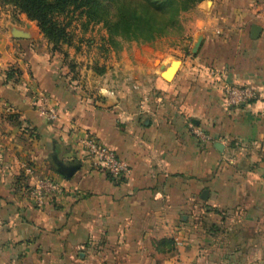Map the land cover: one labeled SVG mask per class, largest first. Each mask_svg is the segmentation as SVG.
<instances>
[{"label": "crops", "instance_id": "obj_1", "mask_svg": "<svg viewBox=\"0 0 264 264\" xmlns=\"http://www.w3.org/2000/svg\"><path fill=\"white\" fill-rule=\"evenodd\" d=\"M192 11L175 76L176 64L167 80H126L131 96L143 87L142 112L120 92L112 108L90 103L56 79L34 22L0 23V264H264V0H204ZM9 67L21 79L6 78ZM222 80L257 98L228 108ZM87 135L129 176L95 167ZM54 155L81 162L74 177ZM45 180L57 188L39 206L34 187Z\"/></svg>", "mask_w": 264, "mask_h": 264}, {"label": "rangeland", "instance_id": "obj_2", "mask_svg": "<svg viewBox=\"0 0 264 264\" xmlns=\"http://www.w3.org/2000/svg\"><path fill=\"white\" fill-rule=\"evenodd\" d=\"M123 1L110 0L115 14L121 13ZM133 5L138 13L142 14V7L136 3ZM193 9L181 13L176 32L154 42L125 40L112 34L103 23L90 22L81 11L74 12L72 9L69 13L57 17L65 29L64 39L60 41H57L58 38L45 36L37 23L34 24L40 30L41 43L50 56V62L55 64L56 79H69L72 87L86 93L90 103L99 106L112 108L113 93L120 92L121 99L127 104L130 100L134 101V106L142 112L144 110L142 107L147 102L144 98V89L141 87L137 94L133 92L131 96L132 85L126 80H167L169 70L174 64L177 66H174L173 75L176 74L182 55L190 54L186 44ZM23 20L29 19L26 15L18 14L13 6H0V23L3 26L6 24L20 26ZM185 34L187 35L184 36ZM11 69L13 72L17 71L13 79H21L18 69L9 67L7 73H10ZM124 80L127 83H124ZM222 227L225 229V226Z\"/></svg>", "mask_w": 264, "mask_h": 264}, {"label": "trees", "instance_id": "obj_3", "mask_svg": "<svg viewBox=\"0 0 264 264\" xmlns=\"http://www.w3.org/2000/svg\"><path fill=\"white\" fill-rule=\"evenodd\" d=\"M133 1L142 7V14L134 8ZM203 1L124 0L120 14L114 13L110 0H0V6H13L18 14L36 22L42 34L58 38L57 41L64 39L65 30L57 19L72 9L74 12L81 11L90 22L103 23L112 34L125 40L154 42L176 32L181 13ZM10 71L7 77L13 79L17 71Z\"/></svg>", "mask_w": 264, "mask_h": 264}, {"label": "built area", "instance_id": "obj_4", "mask_svg": "<svg viewBox=\"0 0 264 264\" xmlns=\"http://www.w3.org/2000/svg\"><path fill=\"white\" fill-rule=\"evenodd\" d=\"M220 87L226 105L230 109L246 108L257 98L256 91L249 86L236 85L222 80L220 81ZM44 115L50 121H55L58 118L56 111L52 109H46ZM197 134L204 138L200 132ZM82 146L86 150L93 165L105 171L113 181H120L129 176L131 172L129 164L119 157L114 150L102 143L96 136L87 135L86 138L82 140ZM26 173L28 175H33L34 167L32 165H27ZM56 188L54 182L50 180H45L35 186L34 192L38 199V205L41 206L44 204L46 199L45 192H47L46 189L56 190Z\"/></svg>", "mask_w": 264, "mask_h": 264}, {"label": "water", "instance_id": "obj_5", "mask_svg": "<svg viewBox=\"0 0 264 264\" xmlns=\"http://www.w3.org/2000/svg\"><path fill=\"white\" fill-rule=\"evenodd\" d=\"M262 28L258 25H253L252 27V32H251V38L252 39H258L260 34H261ZM14 37L17 39H22L24 38V34L20 31H16L14 34ZM216 148L220 151L223 150L224 146L221 143H216ZM54 163L56 164L58 168V172L62 174L66 179H71L74 177V175L79 171L81 167V162L79 160H71L67 161L66 163L61 162L57 155H54L52 157Z\"/></svg>", "mask_w": 264, "mask_h": 264}, {"label": "bare ground", "instance_id": "obj_6", "mask_svg": "<svg viewBox=\"0 0 264 264\" xmlns=\"http://www.w3.org/2000/svg\"><path fill=\"white\" fill-rule=\"evenodd\" d=\"M173 73H174V71H173V72H171V74L168 76V79H170V78H171V76H173Z\"/></svg>", "mask_w": 264, "mask_h": 264}]
</instances>
